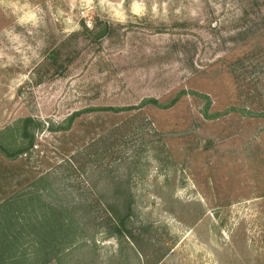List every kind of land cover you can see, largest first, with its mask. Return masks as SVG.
Segmentation results:
<instances>
[{
  "label": "rangeland",
  "instance_id": "obj_1",
  "mask_svg": "<svg viewBox=\"0 0 264 264\" xmlns=\"http://www.w3.org/2000/svg\"><path fill=\"white\" fill-rule=\"evenodd\" d=\"M25 2L0 5V131L39 126L0 152V202L73 212L61 264H264V0ZM106 204L132 237L105 234Z\"/></svg>",
  "mask_w": 264,
  "mask_h": 264
},
{
  "label": "trees",
  "instance_id": "obj_2",
  "mask_svg": "<svg viewBox=\"0 0 264 264\" xmlns=\"http://www.w3.org/2000/svg\"><path fill=\"white\" fill-rule=\"evenodd\" d=\"M172 98L168 103L161 105L153 98H146L143 103H151L160 107H169L176 102ZM102 110L117 111V108L104 107ZM87 111V110H83ZM81 111L72 112L65 119L68 127ZM39 123L29 116L19 118L13 127L18 134L15 140H11L10 130L0 131V152L9 160L17 158L33 146V129ZM13 127L11 128L13 130ZM54 130H63L65 127L56 126ZM32 190L14 193L0 202V264H24L27 256L20 248V237H29L31 245H34L33 261L45 263L53 259L55 264H61L62 251L69 246H75V241L83 234L81 222L74 217L73 212H65L61 208L45 205L44 208L33 205ZM126 204L125 212L121 213L115 204H106V216L101 226L106 235H114L118 239L130 238L132 234L127 226L126 219L129 216V208ZM67 213V219L64 215ZM74 244V245H73ZM54 247L56 249L54 250ZM40 259H42L40 261Z\"/></svg>",
  "mask_w": 264,
  "mask_h": 264
},
{
  "label": "clouds",
  "instance_id": "obj_3",
  "mask_svg": "<svg viewBox=\"0 0 264 264\" xmlns=\"http://www.w3.org/2000/svg\"><path fill=\"white\" fill-rule=\"evenodd\" d=\"M6 0H0V5L5 4ZM91 3V0H89ZM100 4L103 5L105 3V0H99ZM11 7L13 9V14L22 12L24 9L30 8V5L25 2L23 5L19 3V0H12ZM35 18V13H25L23 16L17 17V23L23 24L25 21H32Z\"/></svg>",
  "mask_w": 264,
  "mask_h": 264
},
{
  "label": "water",
  "instance_id": "obj_4",
  "mask_svg": "<svg viewBox=\"0 0 264 264\" xmlns=\"http://www.w3.org/2000/svg\"><path fill=\"white\" fill-rule=\"evenodd\" d=\"M106 31V24L105 23H102L98 30H96L93 34H92V37L93 38H98L100 36H102Z\"/></svg>",
  "mask_w": 264,
  "mask_h": 264
}]
</instances>
